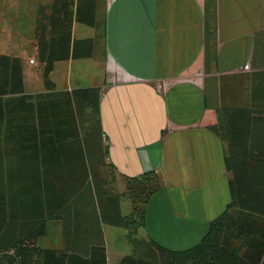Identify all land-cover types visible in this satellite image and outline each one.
I'll return each mask as SVG.
<instances>
[{
    "label": "crops",
    "instance_id": "obj_1",
    "mask_svg": "<svg viewBox=\"0 0 264 264\" xmlns=\"http://www.w3.org/2000/svg\"><path fill=\"white\" fill-rule=\"evenodd\" d=\"M52 1L6 0L0 9L5 8L13 20L22 17L35 25L37 10ZM205 3L98 0L99 29L94 28L91 36L97 39L96 52L102 51L103 81L92 86L102 87V126L109 161L117 169L118 188L124 192L127 177L146 171L156 170L162 176L163 187L148 204L147 225L140 234L172 250L198 244L209 223L231 201L225 159L229 146L210 129L219 121L218 110L264 112V0L217 1V61L207 58ZM78 26L89 27L74 23V38ZM84 38L90 37L76 39ZM12 56L23 60L25 95L46 92L43 70L38 73L21 55ZM75 61L55 65L51 79L58 90L79 87L61 88L53 79L58 65ZM12 98L4 97L9 101L3 107L4 124L15 112L22 117L35 102ZM231 121L238 129L253 124L241 116ZM12 136L4 126L0 166H4L7 184L24 179L25 168L31 166L23 141L15 143ZM16 148L22 149L20 154ZM13 184L7 190L9 219L19 215L17 210L24 202L23 196H13L20 193V185ZM129 205L122 203L123 213L125 208L129 213ZM109 227L103 225L106 241L112 231ZM40 241L44 247L62 250V221L49 219L47 234ZM107 253L109 264L108 247Z\"/></svg>",
    "mask_w": 264,
    "mask_h": 264
},
{
    "label": "trees",
    "instance_id": "obj_2",
    "mask_svg": "<svg viewBox=\"0 0 264 264\" xmlns=\"http://www.w3.org/2000/svg\"><path fill=\"white\" fill-rule=\"evenodd\" d=\"M217 1L205 3L207 58L214 61ZM97 4L98 0H53L37 10L34 37L46 92L25 95L22 58L0 55V132L6 126L15 143L23 141L31 164L24 179L8 183L19 184L20 193L13 196L24 199L19 215L10 219L9 189L0 166V264H108L103 225L127 230L131 250L119 264H264V112L218 110L219 121L210 129L229 146L225 159L231 201L198 244L172 250L140 234L147 225L148 204L163 187L162 176L150 170L127 177L126 190L120 192L102 126V87L58 90L51 79L57 63L94 57L97 39L74 38V23L99 29ZM10 96L35 102L22 117L15 112L4 124L3 107L9 102L4 97ZM238 116L253 124L233 127L231 120ZM124 201L131 204L128 214L122 210ZM54 218L63 223L62 250L40 241Z\"/></svg>",
    "mask_w": 264,
    "mask_h": 264
},
{
    "label": "rangeland",
    "instance_id": "obj_3",
    "mask_svg": "<svg viewBox=\"0 0 264 264\" xmlns=\"http://www.w3.org/2000/svg\"><path fill=\"white\" fill-rule=\"evenodd\" d=\"M0 4H7V2L1 0ZM21 18H19L20 20H13L5 8L0 9V53L21 55L29 64L28 67L39 73L43 67L35 46L36 24L31 25L30 21ZM94 32V28L78 26L75 29V37H91ZM101 54L102 51L97 49L92 58L58 65L53 74V79L59 83L61 88H65L67 85L86 87L100 84L103 81ZM30 60L36 64H30ZM129 206L131 209V204ZM125 210L124 213L127 214L128 208ZM109 228L112 230L108 232L106 241L109 250V264H119L122 253H129L131 250L127 241V230L113 226Z\"/></svg>",
    "mask_w": 264,
    "mask_h": 264
},
{
    "label": "built area",
    "instance_id": "obj_4",
    "mask_svg": "<svg viewBox=\"0 0 264 264\" xmlns=\"http://www.w3.org/2000/svg\"><path fill=\"white\" fill-rule=\"evenodd\" d=\"M33 62V61H32ZM250 67V64H247L246 66H245V68L246 69H248Z\"/></svg>",
    "mask_w": 264,
    "mask_h": 264
}]
</instances>
